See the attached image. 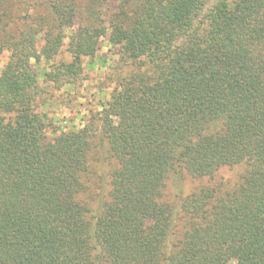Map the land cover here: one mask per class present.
Returning <instances> with one entry per match:
<instances>
[{
  "label": "trees",
  "instance_id": "obj_1",
  "mask_svg": "<svg viewBox=\"0 0 264 264\" xmlns=\"http://www.w3.org/2000/svg\"><path fill=\"white\" fill-rule=\"evenodd\" d=\"M26 1L0 0V23ZM78 2L50 4L59 32ZM92 3L117 10L104 28L76 23L60 74L104 37L138 67L82 128L35 109L32 61L62 33L35 20L0 38V264H264V0Z\"/></svg>",
  "mask_w": 264,
  "mask_h": 264
},
{
  "label": "rangeland",
  "instance_id": "obj_2",
  "mask_svg": "<svg viewBox=\"0 0 264 264\" xmlns=\"http://www.w3.org/2000/svg\"><path fill=\"white\" fill-rule=\"evenodd\" d=\"M55 2L56 0H29L14 5L10 3L9 8L14 11L12 10L11 19H5L0 23V38L8 35L16 36L25 27L35 25V20L43 22L44 26L54 34L62 33V46L55 57L49 61L45 59L39 62L32 61V64L35 65L36 71L41 73L40 83L43 87V93L35 104L36 111L46 114L59 131H68L73 128H82L89 116L101 110V105L111 99L117 83L136 70L138 65L124 58L119 47H111L108 44V38L104 37L99 42L96 55L93 58L82 59L81 71L78 75L60 74L64 66L72 61L68 47L77 29L76 23L82 26L104 28L111 14L117 9L114 5L107 3L102 6H93L92 0H79L76 23L59 32L50 8V4L53 5ZM46 43L44 39L38 38L37 48L41 49ZM8 56L7 52L1 56V71ZM50 73L60 75L54 78L56 81L46 80L45 75ZM66 81L69 84L65 85ZM237 176L236 170H223L218 174L217 179L218 182L222 179L233 182ZM195 185L194 181L186 182L184 193L189 192ZM166 193L168 197H173L172 185L169 184Z\"/></svg>",
  "mask_w": 264,
  "mask_h": 264
}]
</instances>
